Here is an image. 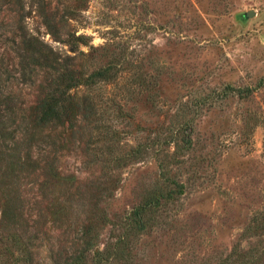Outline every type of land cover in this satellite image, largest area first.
I'll list each match as a JSON object with an SVG mask.
<instances>
[{"label": "rangeland", "instance_id": "obj_1", "mask_svg": "<svg viewBox=\"0 0 264 264\" xmlns=\"http://www.w3.org/2000/svg\"><path fill=\"white\" fill-rule=\"evenodd\" d=\"M21 16L85 79L110 69L65 126L32 121L47 73L22 79ZM0 68L24 109L8 132L31 128L0 143V264H65L92 224L96 253L125 239L102 264H264V0H0Z\"/></svg>", "mask_w": 264, "mask_h": 264}, {"label": "trees", "instance_id": "obj_2", "mask_svg": "<svg viewBox=\"0 0 264 264\" xmlns=\"http://www.w3.org/2000/svg\"><path fill=\"white\" fill-rule=\"evenodd\" d=\"M19 27L16 28V32L12 31V39L7 43L13 45L14 52L16 53L15 59H20V74L24 83L36 84L40 71L44 70L47 73L44 81L39 84V95L37 96V103H35V114L33 115V122L35 127H39L40 130L46 129L50 126H65L69 121L75 120V116L81 111H85L86 103H76L71 91L78 88L82 84L95 85L98 81H107L110 78V69L99 70L85 79L84 74H78L76 66L74 65L73 58L70 56L63 57V55L55 52L40 38L30 35L26 27L22 25V16L19 19ZM4 27V26H2ZM19 39V43L17 40ZM6 41V40H5ZM83 41L82 38H76V42ZM6 43V42H5ZM16 46V47H15ZM77 47V43L75 44ZM76 47L73 51H76ZM5 55V54H4ZM2 55V56H4ZM5 60V57H3ZM4 65V64H3ZM8 69V68H6ZM1 71V68H0ZM5 75V78L2 76ZM11 73L6 70L3 74L0 73V143L9 141H15L18 139L16 135L22 133L25 138L30 136L31 128L24 129V132H20L22 127L10 134L8 132L7 124L10 121H16L18 114L24 112L23 103L18 105L16 99L11 96L10 93L5 94L4 87L7 85L5 82L9 81ZM88 103V101H87ZM26 120V124H27ZM15 143L18 144L14 148L15 154L19 152L21 146V138ZM3 147L9 149L10 146H4L0 144V150L3 151ZM156 200V201H155ZM57 204L54 208V215L61 217L64 212L65 202L57 200ZM55 205V204H54ZM159 205L157 197L155 199H149L142 206L134 210L127 218L126 235H130L131 232L142 231L146 228L143 223V217L147 211H150L153 206ZM93 217H88L87 221H92ZM90 223V222H89ZM16 225V224H14ZM82 237H79L81 249L77 256L72 257L69 262L65 264H102L104 261H109L112 254L116 259L124 257V245L125 239L121 237L117 240V244L114 247L112 253L109 251L96 253L94 252L93 224L87 228L81 230ZM39 236H35V240H38ZM18 239L16 240V242ZM21 242V239H19ZM94 252L93 255L91 252ZM53 252V250H52ZM102 255V257H100ZM91 258V260H90ZM259 263V262H258Z\"/></svg>", "mask_w": 264, "mask_h": 264}, {"label": "water", "instance_id": "obj_3", "mask_svg": "<svg viewBox=\"0 0 264 264\" xmlns=\"http://www.w3.org/2000/svg\"><path fill=\"white\" fill-rule=\"evenodd\" d=\"M247 16H250V14H247Z\"/></svg>", "mask_w": 264, "mask_h": 264}]
</instances>
